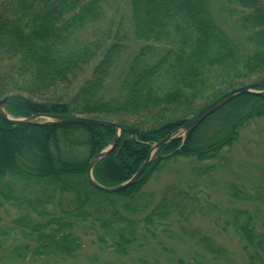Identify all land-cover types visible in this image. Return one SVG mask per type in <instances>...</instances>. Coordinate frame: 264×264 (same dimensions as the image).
Instances as JSON below:
<instances>
[{
  "label": "trees",
  "instance_id": "1",
  "mask_svg": "<svg viewBox=\"0 0 264 264\" xmlns=\"http://www.w3.org/2000/svg\"><path fill=\"white\" fill-rule=\"evenodd\" d=\"M248 84L264 90V0H0L6 113L78 115L121 125L116 146L92 169L103 186L129 180L155 143L224 93ZM262 117L264 95H235L193 131L160 146L131 185L107 193L87 181L86 170L110 145L114 127L10 124L0 116V208L8 203L20 213L12 227L34 243L12 251L17 258L76 257L82 249L76 230L90 229L102 242L109 236L112 252L126 257L146 230L170 232L178 224L198 248L194 263L218 264L227 250L212 229L184 225L208 213L216 215L215 228L234 231L246 264H264V231L257 224L264 209L237 205L262 201L260 187L252 196L229 182L225 203L207 193L211 201L202 204L203 191L191 179L171 183L156 203L155 195L144 193L166 161L215 160ZM197 169L192 173L203 177L216 167Z\"/></svg>",
  "mask_w": 264,
  "mask_h": 264
},
{
  "label": "rangeland",
  "instance_id": "2",
  "mask_svg": "<svg viewBox=\"0 0 264 264\" xmlns=\"http://www.w3.org/2000/svg\"><path fill=\"white\" fill-rule=\"evenodd\" d=\"M121 2L118 1V3ZM208 165L216 167L210 176L199 177L192 173L193 170H198V167ZM187 179L199 183L195 190L199 188L203 191L201 200L204 201H201L202 204L211 200L227 202L228 198L225 200L223 193L226 192L225 188L229 182L242 186L241 188L252 196L255 195V188L260 187L264 195V117L251 120L241 130L237 141L230 148H224L215 160L197 163L193 159L176 158L166 161L152 173L144 187V193L150 194L152 197L155 195L154 202L156 203L165 188L171 186V183H179ZM207 193L212 196L211 200L204 197ZM263 195L262 201H250L247 204L237 202V205L253 210V205L257 204L264 209ZM263 215L264 213H258L257 224H260V229L264 231V226L261 224ZM16 216H20V213L8 203L4 208H0V227L7 226L8 232L6 235L0 234V241L4 244V247L0 246V264H138V261L143 260L147 264H196L193 256L198 248L193 244L194 239L189 240L178 224L170 225V232H162L161 227L158 230H153V234L146 230L145 236L140 237L138 242L130 246L129 254L126 257L112 252L109 246L112 241L109 236L106 235V241L102 242L98 239L95 231L90 229L80 231L78 229L76 233L82 241V249L76 257H66L57 253L49 257L27 255L24 258H17L12 251L13 248L29 244L32 249L34 243L27 237L24 238L16 228L12 227L11 219ZM137 216L142 217L144 213ZM215 217L216 215L207 213L192 218L191 225H184L187 228L212 229L210 230L212 236L227 250L226 260L218 261V264H246L245 255L239 250L236 234L230 228L227 231L220 230L217 226L215 228L213 225ZM100 233L102 234V231ZM159 243H162L164 249ZM23 254L25 255V252ZM173 256H175V260L169 262L168 257Z\"/></svg>",
  "mask_w": 264,
  "mask_h": 264
},
{
  "label": "water",
  "instance_id": "3",
  "mask_svg": "<svg viewBox=\"0 0 264 264\" xmlns=\"http://www.w3.org/2000/svg\"><path fill=\"white\" fill-rule=\"evenodd\" d=\"M256 87L255 84H250L246 86L237 87L233 90H230L229 92L223 94L219 98L212 101L210 104L202 108L200 111L195 113L193 116H191L186 123L181 127L182 134L186 135L187 133L193 131L205 118H207L210 114H212L215 110H217L219 107H221L224 103H226L228 100H230L232 97L238 94H250V95H258L262 96L264 95L263 91H256L254 88ZM7 102V98L0 99V116L10 124H36L40 123L39 119L46 118L47 121H53V122H71V123H80V124H90V125H100V126H111L114 127L117 131L116 135L114 136L112 142L110 143V146L106 148L105 150L101 151L100 153L94 155L89 163L86 170V178L88 182L95 187L96 189L107 192V193H115L118 191L123 190L124 188L131 185L143 172L149 161L151 160L152 153L158 149L160 146L164 145L170 140L176 139L180 136V132L173 131L172 133L168 134L165 138L157 142L153 145L151 150L148 153V156L146 160L140 165V167L137 169V171L134 173V175L127 180L126 182L114 186V187H106L98 182H96L92 177V169L95 165V163L100 160L101 158L105 157L110 151L114 149L116 146L119 133L122 129L121 125L107 120H100V119H93L89 117L84 116H77V115H42V114H36L32 115L27 118H12L7 115V113L4 110V105Z\"/></svg>",
  "mask_w": 264,
  "mask_h": 264
},
{
  "label": "bare ground",
  "instance_id": "4",
  "mask_svg": "<svg viewBox=\"0 0 264 264\" xmlns=\"http://www.w3.org/2000/svg\"><path fill=\"white\" fill-rule=\"evenodd\" d=\"M30 117V116H29ZM27 118V117H26ZM113 122V121H112ZM40 123H44V121H40ZM40 123H36V124H40Z\"/></svg>",
  "mask_w": 264,
  "mask_h": 264
}]
</instances>
